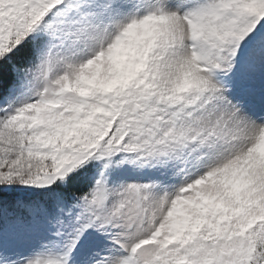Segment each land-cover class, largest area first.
I'll return each instance as SVG.
<instances>
[{"label":"snow or ice","instance_id":"snow-or-ice-1","mask_svg":"<svg viewBox=\"0 0 264 264\" xmlns=\"http://www.w3.org/2000/svg\"><path fill=\"white\" fill-rule=\"evenodd\" d=\"M0 264H264V0H0Z\"/></svg>","mask_w":264,"mask_h":264}]
</instances>
